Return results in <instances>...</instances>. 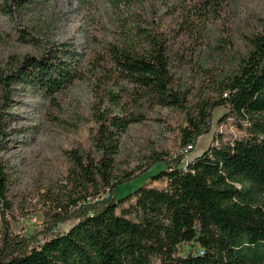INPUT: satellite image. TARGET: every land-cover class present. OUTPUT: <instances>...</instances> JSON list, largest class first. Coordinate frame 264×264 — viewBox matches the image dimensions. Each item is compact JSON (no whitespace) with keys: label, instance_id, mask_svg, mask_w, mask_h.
<instances>
[{"label":"trees","instance_id":"obj_1","mask_svg":"<svg viewBox=\"0 0 264 264\" xmlns=\"http://www.w3.org/2000/svg\"><path fill=\"white\" fill-rule=\"evenodd\" d=\"M35 2L10 0L1 7L16 17ZM140 29L146 44L140 51L111 42L97 50L131 86L128 100L110 94L119 112L95 107L90 148L67 151L69 171L40 194L43 224L31 234L16 232L7 217L10 179L0 160V264H264V23L243 47L222 33L217 67L205 68L201 104L193 111L190 83L177 82L173 73L168 37ZM45 45L40 55L0 68V119L15 85L31 86L57 104L59 94L87 76L71 43ZM156 106L185 111L180 150L211 132L219 107L227 112L217 125L240 134L214 132L206 150L186 164L184 152L151 149L144 164L115 175L121 135ZM159 163L164 168L147 183L117 195L121 185ZM71 221L68 231H59Z\"/></svg>","mask_w":264,"mask_h":264},{"label":"rangeland","instance_id":"obj_2","mask_svg":"<svg viewBox=\"0 0 264 264\" xmlns=\"http://www.w3.org/2000/svg\"><path fill=\"white\" fill-rule=\"evenodd\" d=\"M7 1L0 0V68L6 69L26 55H40L46 43L68 42L82 54L87 73L58 95L57 104L31 86L15 85L12 101L0 119V160L10 179L7 217L16 232L27 234L43 224L40 194L64 180L69 171L67 151L90 148L95 107L113 106L119 112L111 104L110 94L120 96L122 102L128 100L131 86L119 80L111 63L97 53L103 42L140 51L146 45L140 26L162 32L169 39L177 82L190 83L188 105L193 111L201 104L205 68L217 67L222 33L229 32L243 47L247 37L260 31L264 23V0H35L37 3L23 8L16 17L2 11ZM1 94L0 89V103ZM226 112V107L214 110L211 132L200 136L188 152L180 150L181 128L187 125L185 111L150 108L144 122L133 124L121 135L115 175L144 164L151 149L184 152L182 164H186L206 150L214 132L240 134L229 124L217 125ZM163 168L159 163L143 172L121 185L117 195L136 190ZM74 224H61L59 231L66 232Z\"/></svg>","mask_w":264,"mask_h":264},{"label":"built area","instance_id":"obj_3","mask_svg":"<svg viewBox=\"0 0 264 264\" xmlns=\"http://www.w3.org/2000/svg\"><path fill=\"white\" fill-rule=\"evenodd\" d=\"M186 151H189V150H191V149H193V146L192 145H189V146H187L186 148H184Z\"/></svg>","mask_w":264,"mask_h":264}]
</instances>
